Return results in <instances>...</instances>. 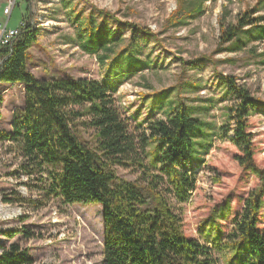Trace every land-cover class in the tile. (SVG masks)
<instances>
[{
    "label": "trees",
    "instance_id": "obj_1",
    "mask_svg": "<svg viewBox=\"0 0 264 264\" xmlns=\"http://www.w3.org/2000/svg\"><path fill=\"white\" fill-rule=\"evenodd\" d=\"M211 0H176V9L163 30L187 25L205 12ZM70 9L76 26L73 41L82 52L96 57L103 78L52 77L40 79L29 69L30 49L38 42L40 28L30 21L8 45L0 44V84H22L24 105L15 112L12 130L0 129V144L20 159L17 174L40 176L48 182V194L66 204H97L105 223L103 264H264V169L256 163L254 136L249 118L263 102L234 76H224L225 116L228 124L217 134L195 116V108L169 100V90L155 93L147 117L135 129L116 105L115 94L124 82L151 66L144 57L150 37L148 27L123 22L116 12L97 9L84 15L71 0H61ZM29 7L23 14L28 18ZM248 10L236 23L220 18V46L239 51L250 40H264V16ZM246 38V39H243ZM162 99V100H159ZM3 95L0 91V105ZM172 108L165 109V104ZM162 110L165 118L155 117ZM2 113L0 111V120ZM139 128V131H136ZM92 130L90 139L87 131ZM214 137L231 142L236 161L259 179V185L242 199L224 233L218 221L232 212L231 199L214 209L203 227L206 242L185 234L178 204L187 203L196 188V164L205 163ZM139 165L142 183L120 177L114 167ZM7 203L28 202L26 198L5 199ZM33 238L30 231L11 229ZM210 244V245H209ZM35 260L17 242L0 245V264H34Z\"/></svg>",
    "mask_w": 264,
    "mask_h": 264
},
{
    "label": "rangeland",
    "instance_id": "obj_2",
    "mask_svg": "<svg viewBox=\"0 0 264 264\" xmlns=\"http://www.w3.org/2000/svg\"><path fill=\"white\" fill-rule=\"evenodd\" d=\"M76 11L84 15L97 9L116 12L125 35L130 30L123 22L148 27L157 37H150L144 57L151 66L126 80L115 94L116 105L128 117L132 128L150 112L149 104L155 93L169 90V100L183 102L195 108V116L208 123V131L217 134L228 124L225 106L226 84L224 76H234L237 82L251 90L263 103L249 118L254 136L256 163L264 169V40H250L239 51L220 46V18L236 23L248 10L255 16H264V0H211L205 12L187 25L163 30L165 21L176 9V0H71ZM6 0H0V36L2 26L18 27L27 7L31 9L35 28H40L38 42L30 49V71L40 79L52 77L103 78L98 60L76 45V26L70 9L61 0H17L8 18L3 14ZM37 24V25H36ZM264 24V21H263ZM246 39V38H243ZM3 102L0 129L12 130L14 114L24 105L25 87L22 84H0ZM171 98V99H170ZM162 100V99H159ZM172 108L168 103L165 109ZM155 117L165 118L162 110ZM139 131V128L136 130ZM93 131L86 133L90 139ZM213 148L205 163L195 166L196 188L187 203L171 200L181 214L185 234L206 242L203 227L214 209L231 199L232 212L225 221H218L224 233L231 230L232 218L241 208L242 199L259 185V179L242 168L236 161L238 149L229 141L214 137ZM9 143L0 144V245L17 242L35 260L34 264H103L105 223L102 207L97 204H66L48 194V182L40 176L17 174L20 159L9 151ZM115 166L116 173L128 180L144 181L139 165L127 162ZM26 198L28 202L7 203L5 199ZM19 229L30 231L34 237L20 233L13 239L4 231ZM210 245V244H209ZM224 264L223 253L216 252Z\"/></svg>",
    "mask_w": 264,
    "mask_h": 264
},
{
    "label": "built area",
    "instance_id": "obj_3",
    "mask_svg": "<svg viewBox=\"0 0 264 264\" xmlns=\"http://www.w3.org/2000/svg\"><path fill=\"white\" fill-rule=\"evenodd\" d=\"M16 5H17V0H6V5L4 7L5 9L3 10V14L9 18ZM28 12H29L28 18L22 17L21 23L18 27L8 28L4 25L2 26L1 36H0V44L1 45H8V44L12 43V40H14L19 35L21 29L23 27H25V23L27 21L31 22V18H33V17L31 15V9L30 8H29Z\"/></svg>",
    "mask_w": 264,
    "mask_h": 264
},
{
    "label": "bare ground",
    "instance_id": "obj_4",
    "mask_svg": "<svg viewBox=\"0 0 264 264\" xmlns=\"http://www.w3.org/2000/svg\"><path fill=\"white\" fill-rule=\"evenodd\" d=\"M31 23H33V24L35 23L33 18H31ZM34 25H35V24H34ZM36 25H37V24H36ZM12 41H13V40H12Z\"/></svg>",
    "mask_w": 264,
    "mask_h": 264
}]
</instances>
